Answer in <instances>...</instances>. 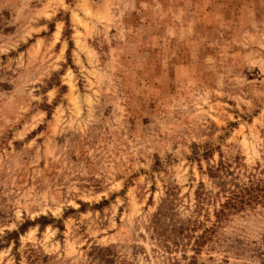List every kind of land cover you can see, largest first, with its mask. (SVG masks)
<instances>
[{
	"label": "rangeland",
	"instance_id": "374dc122",
	"mask_svg": "<svg viewBox=\"0 0 264 264\" xmlns=\"http://www.w3.org/2000/svg\"><path fill=\"white\" fill-rule=\"evenodd\" d=\"M263 188L264 0H0V264H264Z\"/></svg>",
	"mask_w": 264,
	"mask_h": 264
},
{
	"label": "trees",
	"instance_id": "16d2710c",
	"mask_svg": "<svg viewBox=\"0 0 264 264\" xmlns=\"http://www.w3.org/2000/svg\"><path fill=\"white\" fill-rule=\"evenodd\" d=\"M256 190L257 189L249 187L248 189L242 190L243 191V195H241V194L240 195H236L235 194L231 198H228V200L222 206H220V209L217 212H215L216 213V218H220V216L228 215L229 212H231L233 210H236V209H240L241 207H244L247 204V201H249V200H246V201L244 200L245 199L244 193L246 194L247 192L248 193L249 192H257ZM258 191L261 194L255 195L254 198H258V199L263 198L264 197V188L262 190L258 189ZM262 194H263V196H262ZM168 203H170V201H168V200L165 201V205L162 206L161 209H159V211L156 213V215L154 217L153 224H156V222L160 223L161 220L165 219L169 215V213L167 214V211L169 209ZM41 220L45 221L46 219L44 217H41ZM186 222H187L186 224H188L187 226H191V227H195V225L197 224L196 221H186ZM40 225H43V224H40ZM188 230H189V232H191L190 229H188ZM184 231H186V230L184 229ZM206 232L207 231L205 230V233Z\"/></svg>",
	"mask_w": 264,
	"mask_h": 264
}]
</instances>
